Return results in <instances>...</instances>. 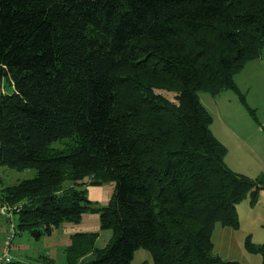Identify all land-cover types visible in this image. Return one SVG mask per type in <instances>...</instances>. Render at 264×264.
I'll use <instances>...</instances> for the list:
<instances>
[{
	"label": "trees",
	"instance_id": "trees-1",
	"mask_svg": "<svg viewBox=\"0 0 264 264\" xmlns=\"http://www.w3.org/2000/svg\"><path fill=\"white\" fill-rule=\"evenodd\" d=\"M263 49L264 0H0V167L36 172L0 180L14 228L38 240L95 213L109 243L72 235L68 264H131L139 248L153 264H239L212 233L239 227L264 176L229 169L198 93L245 104L234 78ZM107 184L106 205L88 200ZM245 248L264 264V245Z\"/></svg>",
	"mask_w": 264,
	"mask_h": 264
},
{
	"label": "rangeland",
	"instance_id": "rangeland-1",
	"mask_svg": "<svg viewBox=\"0 0 264 264\" xmlns=\"http://www.w3.org/2000/svg\"><path fill=\"white\" fill-rule=\"evenodd\" d=\"M258 59L245 64L234 78L245 98V104L232 90H222L216 95L203 91L198 93L201 104L212 118L210 124L212 134L227 149L226 165L233 172L252 180L264 176V49ZM246 105L254 110L255 116H252ZM35 173L34 169L12 170L0 167V180L4 186H12L22 180L33 178ZM236 211L239 222L237 229L215 225L211 237L213 253L224 261L261 264L259 254H251L246 250L245 239L249 237L251 243L256 246L264 245V188L259 189L254 206L249 204L247 197L236 206ZM14 225L15 215L11 216V220L0 216V226L4 231L6 228L5 244L8 236L12 237L5 251L12 256L14 264H68L66 247L65 252L53 247L57 236L46 235L37 240L26 233L19 234ZM108 243L105 236H102L94 246L103 248ZM2 244L1 239L0 255L4 252ZM48 250H51V259L47 256ZM143 262L153 264L150 252L139 248L134 253L131 264Z\"/></svg>",
	"mask_w": 264,
	"mask_h": 264
},
{
	"label": "crops",
	"instance_id": "crops-1",
	"mask_svg": "<svg viewBox=\"0 0 264 264\" xmlns=\"http://www.w3.org/2000/svg\"><path fill=\"white\" fill-rule=\"evenodd\" d=\"M259 60V59H258ZM86 180H84L85 182ZM87 197L88 200L94 202L98 205L104 206L108 203L110 196L112 195V186L111 184L103 185V186H87ZM55 230L56 233L54 232ZM98 233V237L95 241L96 243L105 236V239L108 241L111 238V231L109 230H101L100 223H99V216L95 213H86L83 214L79 223L72 224L65 222L59 228L54 229L49 237H56L57 240L53 242L54 249L61 250L65 252V247H67L70 243V237L74 234H83V233ZM5 237H6V228L5 231L2 226H0V240L2 239L3 244V251L5 250ZM104 247V246H103ZM51 250L46 251L48 258H50ZM4 253V252H3ZM65 254V253H64ZM1 256V255H0ZM89 255L80 258L77 261V264H80L83 260H86ZM12 256L10 260L12 262ZM51 259V258H50Z\"/></svg>",
	"mask_w": 264,
	"mask_h": 264
},
{
	"label": "built area",
	"instance_id": "built-area-1",
	"mask_svg": "<svg viewBox=\"0 0 264 264\" xmlns=\"http://www.w3.org/2000/svg\"><path fill=\"white\" fill-rule=\"evenodd\" d=\"M0 216H4V217L11 220L12 214H11L10 208L6 205L0 204ZM11 228H13V227H11ZM11 238L12 237L8 236L7 241H6V245H5V250L8 247ZM5 250H4V253L0 256V264L11 262L10 256L6 253Z\"/></svg>",
	"mask_w": 264,
	"mask_h": 264
}]
</instances>
